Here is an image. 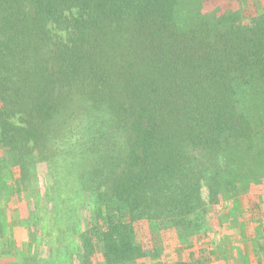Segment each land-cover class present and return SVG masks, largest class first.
<instances>
[{"label": "trees", "instance_id": "obj_1", "mask_svg": "<svg viewBox=\"0 0 264 264\" xmlns=\"http://www.w3.org/2000/svg\"><path fill=\"white\" fill-rule=\"evenodd\" d=\"M228 1L0 0V182L36 193L54 246L77 240L68 264L98 248L102 264H167L137 224L191 246L213 206L232 228L240 195L264 194V0L255 16Z\"/></svg>", "mask_w": 264, "mask_h": 264}, {"label": "rangeland", "instance_id": "obj_2", "mask_svg": "<svg viewBox=\"0 0 264 264\" xmlns=\"http://www.w3.org/2000/svg\"><path fill=\"white\" fill-rule=\"evenodd\" d=\"M230 2L228 0H204L205 10L218 7L224 10ZM262 5V0H233L232 4V6H241L244 16L259 14L262 11ZM8 157L12 158L10 155ZM10 170H12V174ZM5 172L8 174L9 183L11 184L14 183L11 177L17 178L20 176L17 164H10L9 170H5ZM2 182L1 180L0 185L3 189V195L0 197V264H22L29 256L43 258L48 261V264H60L63 260L65 264H68L70 262L69 251L72 252L78 249L75 246L77 240L71 243L64 240V246L67 245L66 249L57 244L54 246L47 236L49 216L41 213L38 204L39 197L36 199V193L31 194L25 191L10 194L8 192L9 196L6 194ZM261 188L263 189H260V191L264 193V185ZM257 190L258 188L253 185L248 192L240 195L238 205L243 218V224L241 225L238 224L230 228L219 224L224 221L221 215L225 213L226 208L221 210L213 206L210 211V218L212 224L217 226V230L212 231L209 239L203 237L197 243L193 242L191 246L180 245L169 239L170 232L151 231L146 223L136 225L139 238L148 248L161 247L163 251L160 259L166 261L167 264H176L180 260H189L201 256L209 257L215 264H224L225 261L228 264H258L253 252L252 238L255 233L254 227L260 221L264 224V201L261 199L264 194L262 197H253ZM203 192L207 197L208 191L206 188L203 189ZM254 202H258L259 205H254ZM6 207H12L14 210L13 214L10 213L12 214L10 220L4 212ZM88 214V209L86 212L83 211V214H81L83 221L86 222L89 219ZM77 236L81 237L79 234ZM238 250L244 252L241 257L237 254ZM93 262L94 264H102L103 262V256L99 248ZM151 263L150 258L142 257L127 264Z\"/></svg>", "mask_w": 264, "mask_h": 264}, {"label": "crops", "instance_id": "obj_3", "mask_svg": "<svg viewBox=\"0 0 264 264\" xmlns=\"http://www.w3.org/2000/svg\"><path fill=\"white\" fill-rule=\"evenodd\" d=\"M6 178H8V174L7 173H6ZM11 208L6 207L5 210H4V212H6V214H7V215L6 214L5 215L7 216L8 220H10V215H12L13 212H14L13 208L12 209ZM10 213H12V214H10Z\"/></svg>", "mask_w": 264, "mask_h": 264}]
</instances>
